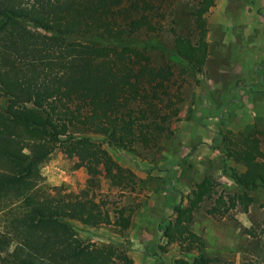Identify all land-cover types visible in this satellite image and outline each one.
Segmentation results:
<instances>
[{
  "label": "trees",
  "instance_id": "trees-1",
  "mask_svg": "<svg viewBox=\"0 0 264 264\" xmlns=\"http://www.w3.org/2000/svg\"><path fill=\"white\" fill-rule=\"evenodd\" d=\"M181 1L0 0V209L17 203L0 229V264H136L124 248L84 240L70 223L124 228L130 222L125 205L109 210L94 195L67 202L60 190L40 188L37 169L60 148L87 160L118 190L134 186L135 173L102 142L131 151L137 144L154 147L173 133L183 74L201 72L209 55L205 14L214 4L190 0L192 31L182 33L167 25L179 23ZM167 30L178 76L175 63L155 62L150 46L134 41ZM218 138L229 163L225 171L240 190L217 191L206 174L184 205L183 197L173 205V218L159 229L165 243L190 253L176 264H237L201 252L206 244L191 228L194 210L212 199L208 214L245 211L252 201L248 191L264 190V132L228 129ZM239 264H264V254Z\"/></svg>",
  "mask_w": 264,
  "mask_h": 264
},
{
  "label": "rangeland",
  "instance_id": "rangeland-1",
  "mask_svg": "<svg viewBox=\"0 0 264 264\" xmlns=\"http://www.w3.org/2000/svg\"><path fill=\"white\" fill-rule=\"evenodd\" d=\"M188 2L190 0H182L176 9V18L179 23L170 21L167 23L182 33L192 31L187 15ZM249 2L264 4V0H214V4L206 12V39L209 44V55L201 72L189 69L187 74H183L186 79L181 86L182 101L178 118L171 123L172 134L162 135L154 147L142 148L137 144L131 151L115 149L102 142L115 161L135 173L133 187L118 190L102 175L95 174L87 160H80L76 154L56 148L37 169L40 188L50 193L60 190L67 202L94 195L96 199L102 200L109 210L125 205L127 209L124 214H129L133 219H138L137 216L173 218V205L180 202L181 197H183L184 205L186 195L194 183L206 174H212L214 177L217 191L226 193L239 191L240 187L232 182L225 171L229 163L225 165L223 162L221 154L223 144L218 137L219 133L228 129L234 132H248L256 127L264 132V93L259 92L258 95L250 93L263 90L262 62L264 60L255 62L257 88L249 87L248 91L242 92L239 89L238 93H228V98L239 99L235 107L230 105L232 108L218 112L212 107L214 104L210 103V107L205 110L201 108V104L204 103L202 99L208 103L207 99H212V96L217 102L218 94H206L203 87L205 83L212 84L214 79L220 82L224 80L234 82L237 78L239 79L236 80V84L244 83V77L241 75L248 70V65L253 63V54L257 53L254 51L247 54V47L241 42L240 34L235 32L236 27H227V25L232 21L239 22L244 15L242 8ZM261 9L264 12V5ZM223 22L226 26L221 24ZM170 32L167 30L161 35H138L134 41L149 45V53L155 62L167 60L175 63L178 76L179 64L172 52ZM216 54H219L222 59H217ZM225 73L229 75L226 76ZM240 88L244 89L242 85ZM199 89L200 94L205 95H199ZM200 96L202 99H199ZM197 100L200 103H197ZM251 100L257 107H252L253 105L249 102ZM248 193L252 196V201L245 211L241 207H236L226 215L208 214L205 208L210 205L212 199L204 200L194 210L191 228L204 237L206 245L201 250L203 254L227 258L237 264L255 258L257 255L262 257L264 254V190L256 187ZM10 206H3L0 209V229L7 216L16 208L17 203ZM70 223L78 236L84 240L97 243L111 242L125 249L124 240L120 239L119 226L87 225L78 220H70ZM159 245L164 250L160 254L167 257L169 264H176L174 260L177 258L189 257L190 253L181 252L174 242H164ZM153 247L155 246L152 244L149 246L152 250ZM4 254L1 253V255ZM157 261L164 264L161 257Z\"/></svg>",
  "mask_w": 264,
  "mask_h": 264
},
{
  "label": "crops",
  "instance_id": "crops-1",
  "mask_svg": "<svg viewBox=\"0 0 264 264\" xmlns=\"http://www.w3.org/2000/svg\"><path fill=\"white\" fill-rule=\"evenodd\" d=\"M264 4H257L251 2L244 5L243 12L244 15L241 16L239 19V22L232 21L227 27H236L235 32L240 34V40L245 44L247 47V54L255 53L253 54L252 62L255 63L258 60L262 61L264 60V12H262L261 6ZM223 26H226V23H221ZM233 29V28H232ZM225 32L223 31V34ZM223 36V35H222ZM219 42L220 41H215ZM263 57V58H262ZM252 63V64H253ZM249 64L248 70L244 72L241 76H243L244 83L236 84L235 79L234 82H228L226 80L220 82L219 80L216 81L214 79L212 84L210 82L205 83L203 85L206 94L212 93V94H218L217 102L216 99L212 96V99L208 98V103L202 99L201 96L205 94H200L199 89V99H202L204 103L201 104L202 109H206L214 104L212 107L214 109H217L218 112L224 110V109H230L232 106H236V102H239V99L237 98H228V93H238L241 89V91H248L249 87L251 89L257 88L255 86V79L257 77V73L255 70V65ZM252 66V68H251ZM262 67L264 68V61L262 62ZM242 71V70H238ZM226 74V73H225ZM229 74L227 73L226 76ZM262 75V74H261ZM202 85V84H201ZM243 86L244 89L240 88V86ZM263 90L261 91H255L250 92L252 95H255L257 93L263 92L264 93V82L262 84ZM216 89L218 91H216ZM216 91V92H214ZM227 95V96H226ZM199 101L197 100V103ZM255 106L254 101H249ZM200 103V102H199ZM232 105V106H230ZM244 108V107H243ZM138 219H133L132 216H130V222L129 224L121 228L120 232V239L124 240V246L127 253L133 258L134 262L136 264H160L159 261H157L160 257L163 259L164 264H169V261L167 257L162 253L161 251H164L163 249L159 248V243H164V238L161 235V231L159 229V225L165 222V219L171 218L170 216H137ZM154 245V249L149 248L150 245ZM164 253V252H163Z\"/></svg>",
  "mask_w": 264,
  "mask_h": 264
}]
</instances>
